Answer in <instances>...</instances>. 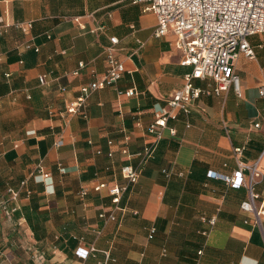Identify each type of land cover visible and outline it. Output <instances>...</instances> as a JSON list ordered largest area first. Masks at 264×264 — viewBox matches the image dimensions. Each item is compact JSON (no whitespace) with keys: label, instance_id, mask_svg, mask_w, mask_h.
<instances>
[{"label":"crops","instance_id":"obj_1","mask_svg":"<svg viewBox=\"0 0 264 264\" xmlns=\"http://www.w3.org/2000/svg\"><path fill=\"white\" fill-rule=\"evenodd\" d=\"M148 4L0 0L7 24H0V264H264V216L255 224L253 211L241 207L248 188L209 175L256 163L257 205L264 196V32L248 37L253 57L235 60L241 95L233 87L201 94L190 113L168 119L114 220L98 216L111 211L108 195H78L96 178L126 184L120 167L138 165L136 152L153 141L148 125L192 70L181 63L173 34L155 36ZM25 21L32 22L29 34L16 26ZM111 36L125 71L115 85L91 93L85 115H67L80 86L104 71ZM28 42L39 51L25 48ZM130 88L136 94H118ZM127 135L130 156L121 152ZM22 181L30 193L11 198L8 189ZM91 244L97 250L85 259L75 254Z\"/></svg>","mask_w":264,"mask_h":264},{"label":"built area","instance_id":"obj_2","mask_svg":"<svg viewBox=\"0 0 264 264\" xmlns=\"http://www.w3.org/2000/svg\"><path fill=\"white\" fill-rule=\"evenodd\" d=\"M149 4L147 10L152 11L156 16L155 36L173 34L175 36L174 45L182 51L183 65L192 67L191 72L184 76V85L181 89L175 90L163 106L155 115L153 122L147 127V132L153 137V141L144 145L136 152L139 159L137 166L125 163L120 167V174L126 180L125 185H120L116 179L101 180L94 179L83 185L78 195L85 197L89 191L105 193L111 200V211L101 210L98 214L104 222L114 220V211L120 209V201L128 185L134 184L141 173L142 166L154 157L156 144L162 137V132L167 127L168 119H176L178 112L188 114L194 107V102L201 94L221 95L230 87L237 95H241L239 76L236 73L235 60L243 54L247 57L254 56L253 47L248 41V37L253 34L264 32V0H145ZM0 24L6 26L3 18L0 16ZM16 26L24 34H29L32 28L31 21L18 22ZM110 43L105 46V69L100 73H95V77L90 82L83 84L79 88V95L70 101L65 108L67 115L82 114L83 106L87 98L98 89L115 85L125 71L123 62L119 59L116 52L117 37L111 36ZM25 48H33L39 51L37 45L25 43ZM84 66V62L79 63V67ZM77 73V71H75ZM195 79H211L214 85L208 84L205 87L195 85ZM46 76L40 75L39 82L46 84ZM259 94L264 96V83L259 87ZM118 94L130 97L136 94L135 89L118 91ZM188 126V124H187ZM254 126L258 127L259 123ZM171 134L175 133L174 128H169ZM130 137L124 138L121 152L129 155L127 142ZM55 146H61L63 139H57ZM112 145V142L109 141ZM240 148H235V152H240ZM96 153H101L96 149ZM112 157L113 151L107 154ZM237 170L230 175L218 174L216 171H210L211 177H220L231 187H240L246 185L248 188V199L241 203V207L251 210L254 213L253 222L259 224L261 217L264 216V196L257 205L256 201L260 194L254 190L256 177L259 176L256 163L247 165L239 162ZM249 169V174L244 175L243 170ZM42 175V174H41ZM26 182L22 181L18 189L9 188L8 192L11 198L18 197L20 190L25 189ZM27 194L29 190L25 189ZM214 218L209 219L213 225ZM155 232L151 228L149 238L153 237ZM208 235V231L202 232ZM97 249L94 244L88 248L78 247L75 254L85 259L88 255ZM202 251H198L200 254ZM107 258L109 254L105 251ZM105 264V263H104Z\"/></svg>","mask_w":264,"mask_h":264}]
</instances>
